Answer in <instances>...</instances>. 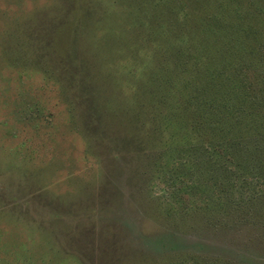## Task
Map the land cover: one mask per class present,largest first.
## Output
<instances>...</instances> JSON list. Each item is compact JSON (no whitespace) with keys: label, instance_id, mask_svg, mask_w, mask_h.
I'll use <instances>...</instances> for the list:
<instances>
[{"label":"rangeland","instance_id":"obj_1","mask_svg":"<svg viewBox=\"0 0 264 264\" xmlns=\"http://www.w3.org/2000/svg\"><path fill=\"white\" fill-rule=\"evenodd\" d=\"M204 1L0 0V264H264V188L154 116L155 33Z\"/></svg>","mask_w":264,"mask_h":264},{"label":"trees","instance_id":"obj_2","mask_svg":"<svg viewBox=\"0 0 264 264\" xmlns=\"http://www.w3.org/2000/svg\"><path fill=\"white\" fill-rule=\"evenodd\" d=\"M190 6L195 12L202 7L196 3ZM204 6L208 9L202 11L196 29L189 27L190 14L185 15V9L181 8L178 11L182 17L180 22L189 17L188 22H179L172 31L164 26V32L155 33L154 37L159 38L164 34L166 47H171V34H174L172 44L178 45L173 51L165 46L160 48L159 53L168 57H162L159 63L160 88L150 92L158 93L168 113L162 115L156 109L155 120L158 127H165L171 134L174 127L179 131L176 134L179 144L189 143L183 146L182 153L189 156L193 157L190 153L196 149L198 156L213 162L214 157L219 156L217 149L231 148L235 153L231 159L237 160L245 172L242 176L256 179L264 188V7L255 0H205ZM259 11L261 13L257 14ZM257 17L262 23H252ZM176 18L174 16V20ZM186 48L192 55L184 53ZM242 49L246 50L245 56L239 57ZM189 62L194 68L189 69ZM171 63L173 72L168 70ZM184 72V82L176 84ZM179 86L181 95H178ZM173 91L176 92L175 102L171 97ZM186 109L191 111L188 120L185 119ZM187 124L190 127H185ZM191 127L193 131H189ZM200 127L202 131L198 130ZM185 167L186 164L181 163L174 172ZM223 170L229 177L233 172L228 167ZM255 215H264V210ZM198 264L207 263L199 260Z\"/></svg>","mask_w":264,"mask_h":264}]
</instances>
